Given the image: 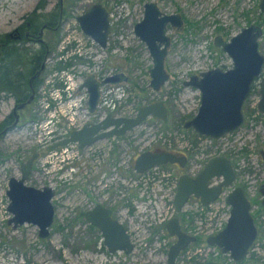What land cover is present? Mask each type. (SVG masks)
<instances>
[{
  "label": "rangeland",
  "instance_id": "rangeland-1",
  "mask_svg": "<svg viewBox=\"0 0 264 264\" xmlns=\"http://www.w3.org/2000/svg\"><path fill=\"white\" fill-rule=\"evenodd\" d=\"M60 1L0 0V35L14 32L23 25L26 17L41 2L47 3L44 12H49ZM261 1L62 0L61 6L68 12L64 21L82 14L95 3L102 4L110 12L111 32L107 47L92 44L91 40L88 43L82 41L80 46L91 51L83 70H88V65L98 70L110 67L113 72H123L129 77L123 85L127 99L117 106L114 113L135 116L141 106L163 101L169 116L166 120L151 116L125 135L110 138L85 151H78L76 146L65 152L58 148V152L52 154L48 148L55 141L48 143V139L51 136L57 141L62 139L60 132L67 128V122L59 111L45 112L43 101L47 98L40 93L49 96L44 92L50 73L73 66L71 62L63 63L59 59L60 39L79 42L80 36L75 31L78 26L74 21L68 23L67 28L63 21L58 32L43 31L44 41L52 44V50L56 48V61H49V72L47 67L37 97L22 112L19 126L0 137V264H168V252L176 238L169 236L166 228L168 221L163 215L172 214L176 192L170 200L173 189L161 186L162 180H166L164 174H170V180L172 175L177 178L183 172L197 174L215 155L231 159L237 172L233 186L245 185L249 197L255 200L254 211L260 216L259 243L249 252V258L241 263L233 261L229 255H222L218 248L208 245L207 238L211 235H206L205 226L211 212H217L213 218V231L219 230L218 224L228 212L224 197L231 188L220 200L204 209L198 199L191 197L178 216L188 232L194 235L199 231L195 234L198 240L189 245L177 264H206L211 260L222 264H264V210L260 204L262 196L258 192V187L264 183V158L261 153L264 150V114L257 111L255 99L260 98V85L251 92L244 105L247 122L243 127L221 140L199 138L191 133L192 130L181 133L186 131L184 122L196 115L201 104L200 90L185 86L184 82L193 74L232 66V59L214 43L217 36L228 41L243 28L256 24L263 28L260 51L264 54ZM146 2H156L163 12L178 13L184 21L182 27L169 25L167 28L172 44L165 66L170 78L160 91L149 88L153 60L146 44L134 32L136 23L144 17ZM80 67L78 65V69ZM12 108L11 100H0V122ZM85 114L88 117L87 112H82L81 117ZM147 150H170L188 155V165L184 169L168 165L165 171L151 174L148 180L143 179L134 167L138 156ZM34 153H39V158L33 165L27 184L39 188L51 186L56 190L53 198L55 222L47 238L39 236L36 225L24 224L14 229L8 224L13 216L7 209L10 202L7 196L9 180L12 176H21L22 163ZM147 195L153 200H148ZM98 203L111 208L135 238V249L131 254L121 251L111 253L101 231L87 221L86 213ZM175 215L174 211L171 217ZM149 221L154 223L148 225Z\"/></svg>",
  "mask_w": 264,
  "mask_h": 264
},
{
  "label": "water",
  "instance_id": "water-1",
  "mask_svg": "<svg viewBox=\"0 0 264 264\" xmlns=\"http://www.w3.org/2000/svg\"><path fill=\"white\" fill-rule=\"evenodd\" d=\"M144 8V17L136 23L134 32L146 44L153 60L149 87L159 91L170 78L165 66L171 46L167 28L169 25L182 27L184 21L178 13L163 12L156 2H146ZM260 8L264 11V0L261 1ZM77 19L87 35L91 36L101 47H107L111 20L110 12L105 6L95 3ZM43 31L44 27L41 35ZM262 36L263 28L251 24L229 41L222 36L215 38V45L228 54L232 59V66L228 69L212 68L201 72L200 75L193 74L184 82L185 86L194 87L201 92L199 111L185 123L186 129L193 128L201 135L219 139L241 128L246 121L245 102L251 95L253 84L260 77H262V82L259 89V110L264 113V54L260 51ZM45 68V63H43L41 68L30 77L29 85L32 93L25 103L17 105L15 111L25 108L35 100L34 80L41 77ZM128 80L129 77L123 72L109 76L102 81L91 75L79 89H87L89 110L94 112L101 97L102 86ZM168 114V107L162 101L141 106L136 116L133 117H116L109 113L98 122L86 123L81 128L71 131L68 137L55 142L48 149L53 151L62 146L77 144L79 149L84 150L99 141L125 135L128 131L142 125L151 116L166 120ZM261 153L264 158V150ZM38 158L39 153H34L22 163L21 176H12L9 180L7 196L10 202L7 209L13 216L8 220V224L14 229L24 224L36 225L39 228V236L47 238L55 222L56 209L53 198L56 190L51 186L39 188L27 184L33 165ZM168 164H177L185 168L188 158L186 155H178L169 151L148 150L138 156L134 168L136 173L145 174L153 168ZM218 179L220 182L212 185L213 181ZM236 179V169L231 159L224 155L210 158L195 177L186 172L180 174L174 198L176 216L171 218L166 225L168 234L176 238L168 252V264H176L181 252L198 240L197 236L183 230L178 216L183 212L191 197L198 199L203 206H209L232 187L226 198L231 206L227 225L219 233L210 236L207 243L217 247L222 255H229L235 262L241 263L246 259L250 248L258 238V228L251 214L252 205L245 194V189L242 186H233ZM260 193L264 206V184L260 187ZM112 213L110 208L98 203L86 213V219L101 231L104 243L111 253L121 251L131 254L135 249L131 235L125 225L115 219ZM206 264L222 263L208 261Z\"/></svg>",
  "mask_w": 264,
  "mask_h": 264
},
{
  "label": "built area",
  "instance_id": "built-area-1",
  "mask_svg": "<svg viewBox=\"0 0 264 264\" xmlns=\"http://www.w3.org/2000/svg\"><path fill=\"white\" fill-rule=\"evenodd\" d=\"M73 21L78 26V28H76L75 31L80 36L79 42H77V40H74V39H68L67 42L61 39V42L59 44V49H61V55L59 56L60 61L63 63L71 62L73 66L62 69V70H54V72L51 73L50 77L47 80L49 84L47 85V90L44 92L45 94L47 93L49 96L47 95L48 97H46V96L41 95L40 93V96H42L43 98H47V99H44L43 101V104L45 105V109H44L45 112L48 114V110L49 111L51 110L59 111L61 116L66 119L67 128L61 130L60 132V134L62 135L61 137L63 138L68 136L72 130L81 128L85 123L91 120H95V119L99 120L109 112L114 113L117 106L120 105L122 102L126 101L127 99L126 90L123 86L124 84L108 85V86H105V88L102 90V96L100 98V103L98 104L96 111L94 113H91L89 111L88 93L86 90L79 91V85L81 84V82L83 81L86 75L91 74L93 70H98V69H96L95 67L90 68L89 65L87 66L88 70L82 69L83 64L85 65L88 64V59L91 57V51H89V48H84L80 46V43H82V41H85L88 43L90 40L92 41V44L93 43L97 44V42L94 39H92L90 36L86 35L80 29L76 19L71 20L69 24H71ZM70 37L71 35L68 36V38ZM54 56H55V51L51 57V61H54L55 63L56 59L54 58ZM78 65H81L79 69H78ZM58 74H60L59 78H53L55 75H58ZM73 78H75V80ZM82 112H87L88 117H86V114L84 115V117H81ZM89 115H91V117H89ZM52 131H50V133H52ZM53 138L54 136H51L48 139V143H53L54 141H57L56 139H53ZM76 146L77 145L75 144H70L68 146L61 147L60 149L65 152V151H68L70 147H76ZM77 150L81 151L78 147H77ZM57 152L58 150H55V151H52L51 153L55 154ZM158 171H163V170H160V168H155L150 172L142 174L141 178L148 180L150 179L151 174L153 173L159 174ZM164 176L166 177V180H162L161 186L164 189H173L169 196V199L173 200V197L176 192L177 184H178V179L172 175V180H170L169 179L170 174L168 175L164 174ZM146 197L150 201L153 200V197H150V195H147ZM171 207H172L173 212L170 216L160 214L166 217V219L164 220L168 221L170 217L173 215L175 211V207L173 204ZM204 208L205 207H202V209ZM216 214L217 212H211L209 220H207L206 222L205 233L208 236L213 233H216V231L215 232L213 231L215 227L213 218L216 216ZM226 216H227V213L226 215H224L223 220H221L220 223L218 224L219 230L222 228L225 222ZM149 222H148V225H151L154 223L152 221H149ZM195 234L196 235L199 234V231H196ZM131 238L135 245L136 244L134 240L135 238H133L132 235H131ZM164 245L168 246V243L166 245V242H164Z\"/></svg>",
  "mask_w": 264,
  "mask_h": 264
},
{
  "label": "flooded vegetation",
  "instance_id": "flooded-vegetation-1",
  "mask_svg": "<svg viewBox=\"0 0 264 264\" xmlns=\"http://www.w3.org/2000/svg\"><path fill=\"white\" fill-rule=\"evenodd\" d=\"M60 4L62 5V0L60 1ZM47 7V6H46ZM54 9V8H53ZM53 9H51L50 11H52ZM61 9L62 10H64L63 8H62V6H61ZM49 11V12H50ZM87 11V10H86ZM86 11H84L83 13H85ZM82 13V14H83ZM81 14V15H82ZM66 16H68V13H67V15ZM66 16H64V14H63V11H61V13H60V22H59V25L57 26V27H55V26H52V25H49L48 23H44V25L40 28V30L37 32V34L36 33H34V32H32L29 28H26V29H22V28H20V26L14 31V32H11V33H7L8 35H9V40L10 41H8V40H6V39H2V40H0V63H1V60L3 59V53H4V50H7V49H9V47H12L13 45H17V46H20V47H22V48H27V49H29V51L30 52H34L35 50H37V49H39L40 47H42V46H44V45H48L49 43H47V42H45L44 41V38H43V36L44 35H41L40 33H41V30H42V28L44 27V32H45V30H51V31H53V32H55V31H58L59 30V28L62 26V24H63V21H64V19H65V17ZM77 17H78V15L75 17V18H73V17H71V18H68L66 21H64V22H66V28H67V26H68V23L71 21V20H73V19H76V21H77ZM77 23H78V21H77ZM46 26V27H45ZM229 41V40H228ZM171 44H172V42H171ZM171 47V46H170ZM56 49V48H55ZM54 49V50H55ZM170 49V48H169ZM54 50H52V49H48V54H47V56H46V59H45V61H44V63L46 62V68L48 67V70H47V72H49V61H51V57H52V54L54 53ZM42 66V65H41ZM41 68V67H40ZM39 68V69H40ZM45 68V69H46ZM38 69V70H39ZM38 70H36L35 72H34V74L38 71ZM45 71V70H44ZM44 73V72H43ZM33 73L29 76V78H28V86H29V89H28V91L27 90H23V91H21V93H22V95H19L18 93H17V90L15 89V90H11L10 92H8V91H0V100H4V101H7V100H11L12 102H13V108H12V110L7 114V115H5V116H3L2 117V120H1V122H0V137H2V136H5L8 132H10L11 130H13V129H15V128H17L18 126H19V124L21 123V120H22V118H21V114H22V112L24 111V110H26L28 107H29V105H27L25 108H23V109H21V110H17V111H15V109L17 108V105L18 104H21V103H25L28 99H29V97H30V95H31V93H32V89H31V87H30V85H29V79H30V77L32 76V75H34ZM114 74H117V73H115V72H113V70L110 68V67H107V68H105V69H101V70H93V72L91 73V74H88V75H86L85 77H84V79H83V81L81 82V84L79 85V88H80V86L83 84V82L89 77V76H91V75H94L95 77H96V79L97 80H99V81H102V80H104L105 78H107V77H109V76H113ZM43 75V74H42ZM42 75H41V77H42ZM50 75H51V73H50ZM192 76V75H191ZM35 81V80H34ZM261 82H262V77H260V78H258L256 81H255V83L253 84V86H252V93L254 92V91H256V88L260 85L261 86ZM124 83H126V82H121V83H116V84H105L104 86H102L101 87V96H102V90L105 88V86H108V85H119V84H124ZM25 86V85H24ZM34 87V86H33ZM35 88V87H34ZM150 88V87H149ZM84 90H86V88L84 89ZM161 90V89H160ZM159 90V91H160ZM79 91H80V89H79ZM87 91V90H86ZM155 91V90H154ZM35 98L37 97V90L35 89ZM16 95H17V97L18 96H20L19 98H28L26 101H23V102H19L18 101V99H17V97H16ZM101 98V97H100ZM250 98H248L247 99V101L249 100ZM255 99H257L256 100V108H257V111L259 110V102H260V98H255ZM246 101V102H247ZM34 102V101H33ZM32 102V103H33ZM157 102H159V101H157ZM163 102V101H162ZM245 102V103H246ZM258 102V103H257ZM31 103V104H32ZM99 103H100V100H99ZM98 103V104H99ZM154 103V102H153ZM151 104V103H150ZM167 106V105H166ZM200 106H201V104H200ZM200 106H199V108H200ZM139 110V109H138ZM198 111H199V109H198ZM198 111H197V113H198ZM109 113H112L113 114V116H116V117H129V116H120V115H116L115 113H113V112H109ZM109 113H107V114H109ZM196 113V114H197ZM261 113V112H260ZM106 114V115H107ZM137 114V113H136ZM264 114V113H263ZM18 115H19V120H18ZM105 115V116H106ZM105 116L104 117H102L101 119H95V120H91L89 123H91V122H98V121H100V120H102L103 118H105ZM136 116V115H135ZM168 116H169V114H168ZM193 118V117H192ZM191 118V119H192ZM245 118H246V121H245V124H246V122H247V115L245 114ZM17 120H18V122H17ZM188 120H190V119H187L185 122H184V124H183V128L186 130V131H181V133L183 132V134L184 133H186V132H188L189 130L191 131V133H194L196 136H198L199 138H203V139H206V138H208V139H213V138H211V137H208V136H205V135H201V134H199L198 132H196L193 128H190V129H186L185 127H184V125H185V123L188 121ZM146 121V120H145ZM17 122V123H16ZM16 123V124H15ZM244 124V125H245ZM243 125V126H244ZM242 126V127H243ZM189 133V132H188ZM187 133V134H188ZM70 134V133H69ZM226 135H228V134H225L224 136H222L221 138H219L220 140L221 139H223ZM108 139H110V138H108ZM108 139H105V140H108ZM219 139H214V140H219ZM105 140H102V141H99V142H97V143H95V144H93L92 146H89V147H87V149H90V148H94V147H96V146H98L100 143H104L103 141H105ZM190 140V139H189ZM180 141H186V140H180ZM192 141V140H191ZM86 149V150H87ZM81 151H83V150H81ZM148 151V150H147ZM150 151H152V150H150ZM162 151V150H161ZM164 151H166V150H164ZM169 152H173V153H176V154H178V155H185V154H182V153H178V152H174V151H170V150H168ZM33 155V154H32ZM31 155V156H32ZM30 156V157H31ZM187 156V158H188V155H186ZM215 156H218V155H215ZM29 157V158H30ZM212 157H214V156H212ZM212 157H210V158H212ZM209 158V159H210ZM209 159L206 161V163H205V165L207 164V162L209 161ZM233 163V162H232ZM168 165H171V164H168ZM168 165H164V166H160V167H156V168H160V170H163V171H165V168H166V166H168ZM174 165H176L177 167H179V165H177V164H174ZM188 165V164H187ZM205 165L203 166V168L205 167ZM234 165V164H233ZM235 167V166H234ZM181 168V167H180ZM202 168V169H203ZM153 169H155V168H153ZM153 169H151L150 171H152ZM184 169V168H183ZM201 169V170H202ZM236 169V168H235ZM200 170V171H201ZM150 171H148V172H150ZM199 171V172H200ZM184 173V172H183ZM186 173H188L189 175H191V176H193V177H195L197 174H191V173H189V172H186ZM180 176V175H179ZM179 176H177V179H178V181H179ZM220 182V180L218 179V180H215V181H213V183H212V185H214V184H218ZM262 184H264V183H262ZM261 184V185H262ZM261 185L258 187V192L260 193V187H261ZM177 186H178V184H177ZM236 186H242L244 189H245V194H246V196L248 197V199L250 200V202H251V205H252V209H251V214H252V216L254 217V219H255V223H256V226H257V228H258V238H257V240L254 242V244H253V246L250 248V250H249V252L250 251H252L255 247H256V245L259 243V236H260V231H261V229H260V226H259V224H258V218L260 217L259 215H257L256 214V212L254 211V207H255V200L254 199H251L250 197H249V193L247 192V188L245 187V185H236ZM233 188V187H232ZM232 188H231V190H232ZM230 190V191H231ZM176 191H177V188H176ZM230 191L228 192V193H230ZM227 193V194H228ZM226 194V191L221 195V197L219 198V200L224 196ZM227 194H226V196L224 197V200H226V198H227ZM261 194V193H260ZM262 196V195H261ZM262 198L263 197H261L260 198V204H261V208H262V210H264V206L262 205ZM190 201V200H189ZM189 203V202H188ZM187 203V204H188ZM226 203H227V201H226ZM186 204V205H187ZM227 205V210H228V212H227V216H226V218H225V222H224V224H223V226H222V228L218 231V232H216V233H213V234H211V236L212 235H215V234H217V233H219L221 230H223L225 227H226V225H227V222H228V219H229V216H230V213H231V206L227 203L226 204ZM111 209V208H110ZM112 210V209H111ZM112 216L115 218V219H117L116 218V216H115V214H114V211L112 210ZM224 215H226V213H224ZM176 216V215H175ZM171 218H173V217H170V219ZM169 219V220H170ZM168 220V221H169ZM181 221V220H180ZM181 224H182V221H181ZM93 226V225H92ZM93 227H95V226H93ZM95 228H97V227H95ZM182 228H183V230L185 231V232H187V233H190V231L188 232V230L186 229V228H184V226H183V224H182ZM127 229V228H126ZM128 230V229H127ZM168 232V231H167ZM190 234H192V233H190ZM193 235V234H192ZM195 235V234H194ZM170 236V235H169ZM196 236V235H195ZM210 237V236H209ZM208 237V238H209ZM173 238V237H172ZM198 238V237H197ZM207 238V239H208ZM172 246V245H171ZM170 246V247H171ZM188 249V248H187ZM187 249L186 250H184V251H182L181 252V254L179 255V257L182 255V253L183 252H186L187 251ZM249 252H248V255H247V257H246V259L247 258H249ZM179 257L177 258V261H176V264H177V262H178V259H179ZM245 259V260H246ZM244 260V261H245ZM211 261H213V260H211ZM243 262V261H242Z\"/></svg>",
  "mask_w": 264,
  "mask_h": 264
},
{
  "label": "trees",
  "instance_id": "trees-1",
  "mask_svg": "<svg viewBox=\"0 0 264 264\" xmlns=\"http://www.w3.org/2000/svg\"><path fill=\"white\" fill-rule=\"evenodd\" d=\"M46 6V2H41L36 9L26 17L25 23L21 25L20 28H29L32 32L37 34L44 23L57 27L60 22L61 11H63L64 16H66L68 12L65 9H61L60 2L50 12H44ZM40 10H43V12H40ZM2 39L10 41L8 34L0 35V40ZM52 47V44H48L47 46L44 45L40 47L34 52H30L27 48L24 49L20 46L13 45L9 47V49L4 50L3 59L0 63V91L10 92L16 89L19 95H22L21 91L23 90L28 91L29 76L32 73L34 74V72L41 67L48 54V49ZM42 81L43 77L34 81V87L37 91ZM19 97L20 96L17 97L19 102L28 99Z\"/></svg>",
  "mask_w": 264,
  "mask_h": 264
}]
</instances>
